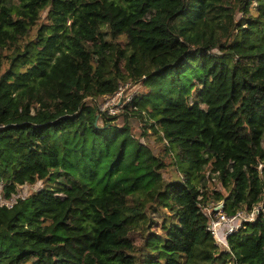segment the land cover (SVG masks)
Instances as JSON below:
<instances>
[{
    "label": "trees",
    "instance_id": "16d2710c",
    "mask_svg": "<svg viewBox=\"0 0 264 264\" xmlns=\"http://www.w3.org/2000/svg\"><path fill=\"white\" fill-rule=\"evenodd\" d=\"M130 81L161 156L99 110ZM0 181L42 182L0 205V264H264V0H0ZM213 200L261 204L228 249Z\"/></svg>",
    "mask_w": 264,
    "mask_h": 264
},
{
    "label": "rangeland",
    "instance_id": "374dc122",
    "mask_svg": "<svg viewBox=\"0 0 264 264\" xmlns=\"http://www.w3.org/2000/svg\"><path fill=\"white\" fill-rule=\"evenodd\" d=\"M253 5H255V2L253 3ZM121 89V95H116L115 99H111L109 101V103H107L104 107L107 108L110 113L112 114H116L118 115V119L116 120V124L118 125H122L124 123H128L129 124V128H130V133L136 138V139H140L143 142L150 144L154 147L155 149V154L156 155H163V144L160 142H156L155 140H151V138H148L146 135L142 134L144 131V126L143 123L141 122V120L138 117H130L128 120H126L123 116H121V113L123 112V108H120L119 106V99L120 97H122V99H120L121 103L123 104L125 101V97L129 94H140V93H146L147 91V87L142 84L141 82H128L125 84H121L120 86ZM90 101H92L94 103V100L89 99L88 103H90ZM106 100L105 98L101 97L99 99H97V103L99 104V107H102L105 104ZM163 161L167 164L166 169L162 172V176L164 178H169L170 176L174 175L173 173V166L171 164V161H175V156L173 154H171L170 156H163ZM262 169V165L260 166V170ZM206 174L208 173V170L205 172ZM42 185V182L36 183L35 185H29L25 188H22V192L21 194H23L25 197L29 196L30 192L35 189H37L39 186ZM207 185L209 188H211V186L215 185V188L217 190H219L224 196L228 195V190L226 188H222L219 183L216 181V179L214 178V181H212V179H208L207 181ZM24 197V198H25ZM222 204L223 202H216L215 200L208 202L207 205H205L204 207V211H206V209L210 206V208L214 207L216 204ZM223 205V204H222ZM26 215V214H25ZM153 231L157 232V233H162V226H161V221L158 220L155 223V226H153L152 228ZM7 233V231L5 230V228L0 229V240L4 239V235ZM10 237H8L6 239V241L8 242ZM220 249H224L222 247H219Z\"/></svg>",
    "mask_w": 264,
    "mask_h": 264
},
{
    "label": "built area",
    "instance_id": "2783aa9c",
    "mask_svg": "<svg viewBox=\"0 0 264 264\" xmlns=\"http://www.w3.org/2000/svg\"><path fill=\"white\" fill-rule=\"evenodd\" d=\"M116 95H121V89L112 96H104L106 102L102 107H99L100 111L106 112L108 114L110 111L105 108L104 106L109 103L111 99H115ZM133 94H129L125 97V101L122 104L119 99V106L123 108L133 97ZM2 181H0V205L7 206L11 208L18 199H24V195L21 193H14L10 198L5 199L2 194ZM206 208V207H205ZM261 211V204L254 205L250 210L240 209L232 214L226 213L222 204H216L214 207L210 208V206L206 209L205 213L209 218L207 230L213 237L214 241L219 247L224 249H228L227 245V237L228 235L232 234L233 232L237 231L241 228L244 223L252 222L256 220L257 216Z\"/></svg>",
    "mask_w": 264,
    "mask_h": 264
}]
</instances>
